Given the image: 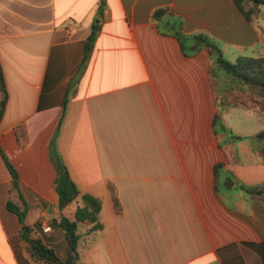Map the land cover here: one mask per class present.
Returning <instances> with one entry per match:
<instances>
[{
	"label": "crops",
	"instance_id": "obj_1",
	"mask_svg": "<svg viewBox=\"0 0 264 264\" xmlns=\"http://www.w3.org/2000/svg\"><path fill=\"white\" fill-rule=\"evenodd\" d=\"M180 27L242 47L264 37L235 0H0L9 91L0 122V264H39L10 200L27 203L35 235L66 254L65 231L54 224L58 125L71 177L102 201L103 229L82 241L83 264H264V199L241 187L264 185V158L251 140L222 145L210 51L187 55ZM236 109L224 113L226 125L250 135L226 120ZM245 110L253 134L262 130L264 116Z\"/></svg>",
	"mask_w": 264,
	"mask_h": 264
},
{
	"label": "trees",
	"instance_id": "obj_2",
	"mask_svg": "<svg viewBox=\"0 0 264 264\" xmlns=\"http://www.w3.org/2000/svg\"><path fill=\"white\" fill-rule=\"evenodd\" d=\"M239 9L244 13L249 21L258 24V19L262 15L264 0H235ZM102 12V11H101ZM163 9H157L153 16L158 18ZM100 18L96 19L92 33L85 42V54L80 63V67L88 59L95 39L100 31ZM178 28L176 35L182 43L184 52L187 55L197 53L202 47L208 48L211 56V78L216 93L218 111L214 118V128L216 134L221 131L230 134L232 142L240 140H251L255 149L264 158V128L252 135L242 136L237 134L232 128L228 127L223 121L224 113L231 107L247 109V105L239 102L237 92L245 93L247 89L255 90L260 96L264 97V55L240 56L236 61L227 60L216 41L205 34H184ZM185 39H194L198 43L188 46ZM0 122L4 116L9 100V91L0 62ZM238 99V100H237ZM69 101V88L66 90L63 102V115ZM222 125V130L218 127ZM60 134V126L54 134L50 144V157L56 170V189L59 195V209L61 214L54 224L61 226L66 235L67 248L64 257H60L56 250L48 245L41 237L35 235V226L27 221L28 205L24 203L21 207L13 201H8V209L16 213L21 222V237L26 243V247L32 258L39 264H83L81 260V245L84 238H89L93 232L103 229L101 221L102 201L95 195L83 192L74 179L71 177L68 166L59 150L57 139ZM0 151L3 150L0 146ZM5 157V155H4ZM7 165L14 178V185L18 188L19 175L15 167L5 157ZM217 170V166H216ZM251 195H258L264 199V185L241 186ZM116 210L121 211V204L118 196L114 195Z\"/></svg>",
	"mask_w": 264,
	"mask_h": 264
},
{
	"label": "rangeland",
	"instance_id": "obj_3",
	"mask_svg": "<svg viewBox=\"0 0 264 264\" xmlns=\"http://www.w3.org/2000/svg\"><path fill=\"white\" fill-rule=\"evenodd\" d=\"M263 7V12L262 15L259 17L258 25L260 27V32H264V6ZM263 32L261 33L263 35ZM185 42L188 43V40L185 39ZM217 45L220 47L221 51L223 52L224 57L231 61L234 62L237 60L238 57L240 56H255V55H264V37L263 39H260L254 46H236L228 42H222L216 41ZM237 98L239 99V102H243L245 105H247V109H250L254 112V114L259 117L264 116V97L260 96L255 90H249L245 93H236ZM237 99V100H238ZM226 113V112H225ZM249 111L241 108H237L235 113H231L230 115H227L226 120L228 123L235 125L238 127V129L242 132H247L248 134L252 135L254 131L258 126H251L252 122L251 120H247L244 117H252L249 115ZM259 117L256 119V124L260 125L259 122ZM224 121V117H223ZM225 122V121H224ZM251 127V128H250ZM219 129L222 130V125L218 127ZM236 132V131H235ZM221 135L222 138V145H227L228 143L231 142L230 139V134L228 135L225 132H222L219 134ZM222 191L224 194H227V189L225 188V185L222 184Z\"/></svg>",
	"mask_w": 264,
	"mask_h": 264
},
{
	"label": "built area",
	"instance_id": "obj_4",
	"mask_svg": "<svg viewBox=\"0 0 264 264\" xmlns=\"http://www.w3.org/2000/svg\"><path fill=\"white\" fill-rule=\"evenodd\" d=\"M50 228V226L49 225H47L46 227H45V230H48Z\"/></svg>",
	"mask_w": 264,
	"mask_h": 264
}]
</instances>
